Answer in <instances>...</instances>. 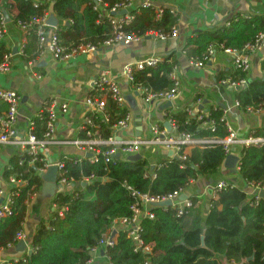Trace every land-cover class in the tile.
Instances as JSON below:
<instances>
[{
    "label": "trees",
    "instance_id": "trees-1",
    "mask_svg": "<svg viewBox=\"0 0 264 264\" xmlns=\"http://www.w3.org/2000/svg\"><path fill=\"white\" fill-rule=\"evenodd\" d=\"M12 1L19 11L29 13V18L51 7L68 22L62 29H71L79 36L75 41L64 39L59 28L61 42L67 46L82 41L98 43L111 29L108 20H99L100 14L94 9L92 0ZM105 1L113 6L121 0ZM36 2L38 6H35ZM11 6L8 0H3L5 9ZM133 14L135 17L127 28L137 34H146L151 30L168 32L178 21L177 12L168 9L161 17H157L155 9L151 7ZM229 21V25L198 30L187 37L183 44L184 51L190 57L201 58L212 43L242 49L264 31V14L239 15ZM31 34L32 38H37L34 31ZM9 51L6 43L0 42V63ZM173 64L165 60L156 66L136 69L132 84L149 87L155 92L169 90L175 83L170 77ZM246 76L247 72L240 70L232 75L233 78ZM236 99L243 109L264 105V79L251 80L245 89L237 92ZM110 100V105L107 102L109 122L106 123L97 114L92 116L99 123L103 138L112 134L113 126L129 111L112 98ZM6 109L7 104L0 101V115ZM172 117L180 132L191 133L197 138H225L230 133L224 110L220 108H211L206 117V120L214 119L213 128L202 126V121L196 118H188L186 112ZM45 131V119H36L33 134L42 138ZM258 134L263 135L264 131ZM110 147L100 145L103 152ZM186 156L185 160L173 157L162 161L152 170L155 177L147 157L138 160L115 157L107 161L101 153L97 162H92L89 157L66 159L65 175L68 179L83 181L91 175L94 178L82 190L57 193L55 202L67 208L64 214L56 211L50 219H42L32 235L33 252L24 256L26 261L12 260L3 264H83L91 257L90 248L98 244L118 219L132 217V208L138 199L128 187L161 197L182 192L199 176L216 174L227 152L223 144L212 143L192 146ZM13 175L27 182L12 197V215L0 218V250L17 244L16 235L23 230L28 203L43 183L36 167L26 169L19 166L18 155L12 156L4 171L6 181ZM239 175L250 186L264 185V145L242 147ZM190 199L192 205L185 208L182 214L178 213V206L156 205L152 209L154 218L142 219L141 237L145 244L150 245V251L136 250L129 230H120L118 242L107 248L109 261L113 264H143L146 259H150L152 264H232V261L238 264H264V197L257 203L252 202L247 188L229 183L218 191L206 216L198 197L192 196Z\"/></svg>",
    "mask_w": 264,
    "mask_h": 264
},
{
    "label": "crops",
    "instance_id": "crops-1",
    "mask_svg": "<svg viewBox=\"0 0 264 264\" xmlns=\"http://www.w3.org/2000/svg\"><path fill=\"white\" fill-rule=\"evenodd\" d=\"M8 3L12 6L5 9L3 0H0V12H4L5 16L7 14L9 17L0 42H5L11 50L9 51L11 52V67L7 72L0 71V87L15 89L21 95L16 127L19 137H27L29 122L48 100L57 99L68 104L65 112L60 109L57 111L54 137L59 143L50 144L43 150L45 161L57 164L65 162L66 159L81 160L83 157H88L84 149L65 141L71 142L83 138L82 125L90 114L85 101L92 92V81L98 79L103 71H107L109 77L116 81L125 98L128 95H133L137 104L136 108H132L126 100L124 107H127L128 112L132 114V120L127 128H118L117 123L113 126L111 135H115L118 139L126 140L137 136L150 137L152 126L164 129L169 135H176L180 131L176 120L172 117L174 114L186 112L188 118H196L200 113H205L208 117L211 108L224 110L227 124L237 133L238 137L262 136L258 132L264 131V105L260 108H254V106L252 109H248V106L243 109L239 104H236L238 101L236 94L246 87L234 89L220 83L222 78H233L232 75L237 71L233 56L218 50L208 60L205 67L198 68L190 63V56L187 52L184 53L183 44L187 37L198 30L223 26L227 21L239 15L264 14V0H132L128 9H120L118 12L121 14L139 12L145 5H149L156 11L168 9L177 12L178 21L174 26L178 28L179 36L166 40H159L155 37L144 38L129 45L119 43L112 47L100 46L97 51L82 53L67 60H58L49 51L40 53L38 39L32 38L33 35L18 24L19 20H27L30 14L19 11L14 1L8 0ZM47 10L48 23L51 17H55L53 20L55 24L52 26L55 25L57 29H62L64 25L68 24L51 7ZM124 11L126 12L124 13ZM100 14V21L108 20L111 11L107 7H102ZM61 31L64 39L70 41L79 39V36L71 29H62ZM150 56L161 57L164 59L163 61L174 63L170 77L174 81L179 80L180 87L176 96L170 101L160 97L148 102L143 93L136 89V86L125 74L126 65H134ZM250 60L251 67L246 76L249 83L251 80L264 79V47L251 53ZM104 95L107 96V102L110 105L111 97L107 95V92H104ZM138 113L141 115V121L137 120ZM107 114L109 115V113ZM97 115L106 123L109 122L102 113ZM166 123L170 125L167 126ZM243 146L245 145L235 144L232 148L230 154L239 157V161L233 167L225 164V158L216 174L199 176L193 180L172 206L175 203L179 206L183 201L196 196L202 205L203 214L206 216L212 206L213 199L217 197L215 185L220 181H226L240 188H247L248 196H252L254 188L239 175ZM191 149L192 147H188L185 152L189 153ZM140 153L149 159L153 177L156 176L152 172L154 167L159 166L164 160L176 157L171 149L158 145L145 146ZM13 155H18L19 159L25 157L24 151L17 146L8 145L1 148L0 173L4 174ZM45 172L43 174L37 171L42 177L43 183L41 189L32 196L28 203L23 223V232L26 237L27 230L30 231L32 228L33 235L38 227L37 223H33L32 227L29 224V220L34 214H39L41 219L48 220L56 211L65 210V206L61 207L55 202L57 193H72L82 190L91 181L85 178L83 181L74 180L70 186H62L58 181L48 182L45 178L47 172ZM5 183L7 184L6 179ZM153 208L154 206L151 204H143L142 216ZM26 243L27 247L24 250L17 249L19 243L1 249L0 262L20 259L28 255L32 246L31 242L27 241ZM93 264H109L104 248H100ZM232 264L238 263L232 261Z\"/></svg>",
    "mask_w": 264,
    "mask_h": 264
},
{
    "label": "built area",
    "instance_id": "built-area-1",
    "mask_svg": "<svg viewBox=\"0 0 264 264\" xmlns=\"http://www.w3.org/2000/svg\"><path fill=\"white\" fill-rule=\"evenodd\" d=\"M131 1L132 0H121L115 3L113 6H109V4L105 0H92L94 9L97 10L99 14L101 13L102 7H107L108 10L111 11V15L108 18V21L111 24V29L109 33L98 43L82 41L77 44L71 43L68 46L64 45L61 42L58 29L48 23L47 9L42 11L41 13H37L31 16L27 20H19L18 24L26 32L32 33V31H34L36 33L40 53L49 51L58 60H67L77 57L82 53L97 51L100 46L112 47L119 43L129 45L134 42H139L147 36H152L159 40H166L171 37L179 36V30L176 26H174L168 32L153 30L147 32L146 34H137L130 32L127 28V25L134 19L135 15L133 13L121 14L118 11L120 9H128ZM38 5L39 3L36 2L35 6ZM147 7H149V5L144 6V8ZM163 12L164 9L157 10V17H161ZM226 24L229 25L230 21H227ZM5 26L6 16L3 12L0 13V39L4 36ZM263 47L264 31L260 32L253 42L246 44L242 49L226 47L223 43H212L206 48L203 57L199 58L191 56L189 58V61L194 66L202 68L206 66L208 60H210V58L215 53H217L218 50H222L233 56L234 66L237 70L247 72L251 67L250 54L261 50ZM184 53H186V51H184ZM10 58L11 52L5 53L4 61L0 63L1 72H7L10 70ZM163 60L164 59L161 57L150 56L138 61L134 65H126L124 71L129 80L133 81L134 70L144 69L147 66H156ZM220 83L221 85L226 87L243 89L249 85V79L247 77L236 79L225 77L220 80ZM179 87L180 81L175 80L173 87L165 91L155 92L149 87H144L141 85H137L136 89L139 92L143 93L145 99L149 102L154 100L155 98L160 97L170 101L176 96ZM91 89L92 92L89 94L85 101V105L89 108L90 114L86 117L85 123L82 125V132L84 134V137L76 139L75 141L65 142L73 143L81 149H84L86 154L90 155L89 158L92 162H97L98 155L101 153L106 156L107 161H111L116 157L117 154H120V157L128 158V156L130 155L140 153L143 147L154 145L171 149L175 153V156L182 160H185L187 158L185 149L195 145L220 143L224 145L227 154L232 153V148L235 144H241L245 146L264 145V135H253L247 138H240L238 137L237 133L231 127H229V124L227 125L230 133L225 138H197L188 132H179L176 135H169V133H167L164 129H159L156 126H152V133L150 137L137 136L134 138L122 140L118 139L115 135H110L108 138H103L100 132V125L93 119L92 116L94 114L102 113L105 119L109 120V115L107 114V112L105 113L107 96L104 95V92H107V95H109V97H111L117 104L121 106H124L126 104V98L116 81L109 77L107 71H103L98 79L92 81ZM0 101L5 102L8 105L7 109L0 115V151L2 147L8 145H13L21 148L24 151L25 157H21L19 159V166L25 167L26 169L36 167L39 173L41 172L44 174V172L50 167L51 163L45 161L42 152L50 144L59 143V141L54 137V133L56 130L57 111L58 109H60L61 111L65 112L68 108V104L66 102H60L57 99L48 100L43 105L41 110L37 113V115L29 122L27 137H19L16 127L19 116V104L21 101V95L15 89L0 87ZM236 104L238 105L239 102L236 101ZM262 106L263 105H260L259 107L249 106L248 109H252L253 107L260 108ZM206 117L207 115L205 113H200L198 116H196V119L202 121V126L213 128L215 125L214 119L206 120ZM38 118L45 119L46 123V131L44 132L42 138H38L33 134L36 125V119ZM131 120L132 114L128 112L127 115L116 124V126L118 128H127ZM173 125L175 124L173 123ZM103 144L110 145L111 147L103 152L100 149V145ZM39 163L40 166H37V164ZM57 165L60 171V175L58 176L57 181L62 186H70L73 183L74 179H68L66 177L65 162L57 163ZM93 178L94 175H91L87 177L86 180H91ZM26 182L27 180L17 178L13 175L8 178L6 184L7 188H5L2 181L0 180V218L12 215V205L14 203L12 197L16 193H18L21 185L25 184ZM228 184L229 183H227L226 181L218 182L215 185L216 194L218 193V191L227 187ZM251 186L254 188V194L252 196H249V199L252 202L257 203L263 197L261 195V192L264 191V185L252 184ZM128 188L132 191V195L137 197L138 199V201L132 208V217H122L118 219L112 225L111 229L103 235L98 244L90 248L91 257L87 262L83 264H93L96 257L98 256V251L100 250V248H104L107 251L108 247L114 246L118 242L117 236L119 235V231L123 229L129 230V235L135 242L136 250H142L144 252L150 251V245L145 244L144 240L141 237V221L145 217L154 218V213L151 210L147 211L145 215L142 216L143 204H151L153 206H156L158 203L169 199L174 203L179 199L181 193L183 192H175L173 194H169L168 196L161 197L149 195L147 193H141L131 187ZM192 203L193 202L189 198L183 201L181 205L178 206L175 203L174 206H178V213L182 214L185 211V208L190 207ZM66 209L67 208L65 207V210ZM64 211H60V214H64ZM113 231H115V235L117 236L113 235ZM22 240H25V242H27V237L23 230L18 232V234L16 235L17 243ZM13 245L10 244L9 246ZM31 250L33 251L32 248ZM20 259L26 261L25 257H22ZM20 259L12 260L17 262ZM6 262H0V264ZM109 264L113 263L109 261ZM143 264H152V262L150 259H146Z\"/></svg>",
    "mask_w": 264,
    "mask_h": 264
},
{
    "label": "water",
    "instance_id": "water-1",
    "mask_svg": "<svg viewBox=\"0 0 264 264\" xmlns=\"http://www.w3.org/2000/svg\"><path fill=\"white\" fill-rule=\"evenodd\" d=\"M125 12L126 11H124V13ZM7 20H9V17L6 14V21ZM53 20H55V17L54 16L51 17V19H49V24H51V25L55 24L54 23L55 21H53ZM152 38H153L152 36H147L146 37V39H152ZM136 94H138V93H136ZM126 100L129 102V104L131 105L132 108H136L137 107V104H136V101H135V98H134L133 95H128L126 97ZM137 116H138L137 120L138 121H141L142 120L141 115L138 113ZM166 125L168 126L170 124L169 123H166ZM87 156L89 157L90 155L87 154ZM116 157H120V154H117ZM141 158H143V155L141 153H137L135 155L128 156V159L129 160H138V159H141ZM237 161H239V157L237 155H235V154H229L226 157L225 164L226 165H230V166L233 167L237 163ZM58 172H59L58 165L55 164V163H53V162H51V165L48 168L47 173H46V176H45L46 180L48 182H52V183L57 182ZM261 195L264 197V191L261 192ZM172 204H173L172 200L169 199V200L162 201V202L158 203L157 205H160V206H171ZM113 235H115V231H113ZM26 247H27V243L25 242V240H22V241L19 242V244L17 246V249L24 250ZM32 252L33 251L31 250L29 252V254L32 253Z\"/></svg>",
    "mask_w": 264,
    "mask_h": 264
},
{
    "label": "rangeland",
    "instance_id": "rangeland-1",
    "mask_svg": "<svg viewBox=\"0 0 264 264\" xmlns=\"http://www.w3.org/2000/svg\"><path fill=\"white\" fill-rule=\"evenodd\" d=\"M0 179L2 180L3 186L5 188H7L6 183H5L4 174L0 173ZM41 221H42V219H41L40 215L39 214H34L33 217H31L30 220H29L30 227H32L33 223H37L39 225L41 223ZM31 238H32V228H31L30 231L27 230V241L31 242Z\"/></svg>",
    "mask_w": 264,
    "mask_h": 264
}]
</instances>
